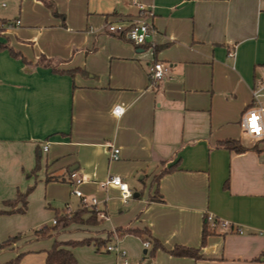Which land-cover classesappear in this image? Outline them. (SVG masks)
I'll return each mask as SVG.
<instances>
[{
    "label": "crops",
    "instance_id": "1",
    "mask_svg": "<svg viewBox=\"0 0 264 264\" xmlns=\"http://www.w3.org/2000/svg\"><path fill=\"white\" fill-rule=\"evenodd\" d=\"M31 1L37 10L48 8ZM53 1L61 9L60 0ZM138 1L154 14V50L102 30L138 15L131 0L80 1L85 30L67 28L58 12L71 40L83 35L94 44L74 53L75 43L42 29L21 39L29 29L25 18L0 19L6 22L0 43L17 55L0 50V210H10L4 202L36 184L26 214L0 216V244L12 236L9 227L23 232L0 250V264L20 255L17 264H46L55 241L86 239L96 241L95 249H72L79 264H121V255L107 250L119 229L147 232L119 236L131 264H145L149 238L162 247L146 264H264V153L255 142L242 143L241 127L264 76V0ZM14 29L16 42L7 37ZM42 56L49 67L38 64ZM154 62L169 67L157 88L148 78ZM116 107L123 109L120 116ZM225 140L239 141L246 151L225 148ZM111 146L120 149L117 161ZM73 174L91 193L87 201L99 196L97 205L83 207L77 198L71 209L62 190L75 187ZM109 176H120L132 197L124 201L116 188H102ZM62 200L63 213L86 207L82 219L95 210L96 222L38 239L35 232L52 227ZM100 241H107L106 250ZM176 246L199 249L202 259L171 255Z\"/></svg>",
    "mask_w": 264,
    "mask_h": 264
},
{
    "label": "built area",
    "instance_id": "2",
    "mask_svg": "<svg viewBox=\"0 0 264 264\" xmlns=\"http://www.w3.org/2000/svg\"><path fill=\"white\" fill-rule=\"evenodd\" d=\"M131 4L138 8L139 13L135 17L131 18H121L120 20L108 22L104 30L113 36L123 38L137 47L148 46L150 49L154 50L156 48V35L157 30L153 23L154 14L148 9L147 6L140 3L138 0H131ZM5 7L6 4L1 5ZM12 25V24H11ZM9 25L8 27H10ZM15 25H20V22L17 21ZM169 72V67L165 66L161 62H154L152 65L148 66V76L151 81V88H157L159 82H161ZM253 100L246 110L241 127L243 132L250 137L256 144L261 146V152L264 153V76H261L255 83V86L252 90ZM123 113V109L116 107L114 109V114L120 116ZM112 150L111 160L117 161L120 158V149L114 146H111ZM48 147L44 148V151H47ZM75 179L74 185L75 190L73 194L82 200V204L88 206L97 205L98 201L93 198L92 203H88L86 197L79 190V186L83 183V179L77 176V174L72 175ZM102 188L113 187L116 188L119 192L120 198L124 201L132 197V192L129 189L128 184L120 176H109L108 179L101 184ZM68 209V208H67ZM103 217V216H102ZM211 223L214 222L213 217L207 218ZM53 225L57 224V220L54 219L52 222ZM239 234H242L241 229L238 230ZM113 236L115 239L114 246H108L107 250L109 252H117L123 258L121 264H131L126 258V252L119 248V235L116 230L113 231ZM144 247L149 250L151 245L149 242H144Z\"/></svg>",
    "mask_w": 264,
    "mask_h": 264
},
{
    "label": "trees",
    "instance_id": "3",
    "mask_svg": "<svg viewBox=\"0 0 264 264\" xmlns=\"http://www.w3.org/2000/svg\"><path fill=\"white\" fill-rule=\"evenodd\" d=\"M42 1L49 9H51L53 11V14L56 16H61L58 11L55 9L54 6V2L53 0H40ZM6 24L5 20H0V32L3 31V27ZM9 50V52L11 54H13L14 56H17L15 54V52L9 48L6 44L0 43V50ZM50 60L46 58V56H42L38 62L39 65L45 66V67H49L50 66ZM55 72H58L56 69L54 70ZM220 144L222 146H224L225 148L231 150V151H235L238 153H242L246 151V148H244L239 141L236 140H225L220 142ZM39 169V167H38ZM176 169V167H171L169 168L167 171L161 173L159 176H157L155 179L156 181H158L162 175L164 173L167 172H172ZM48 180H50V178H48ZM35 186L29 188L27 190V192L25 193H21L19 192L17 199L15 201H7L4 202V205L9 207L10 210H0V215L3 214H13V213H19V214H25V212L27 211V204H28V197L30 195V193L33 191ZM20 205V207L17 208V206ZM87 212L86 207L77 211L76 213H72V214H67V213H63L60 211L56 212V216L55 219L57 220V224L53 225L52 227H47L44 229H41L40 231H36L35 235H37L38 239H47V238H51L55 235H58L60 232L67 230L70 226L74 225V224H79V223H83V222H87V223H95L97 216H98V212H96L95 210L91 211V216L84 221L82 219L84 213ZM207 219L205 221V227L203 229V234H202V245L204 246L207 242V239L209 237V233L207 230ZM119 236H124L126 234H132V235H136V236H140L142 237L145 233V231L143 230H134V229H129V230H117ZM148 235V234H147ZM19 239H21V236H17V237H13V238H9L7 241L3 242L2 244H0V250L1 249H5L8 247H11L13 244H15ZM92 239H86L83 241H66V242H61V241H55L53 247L51 248V250L47 253V260H46V264H79L72 249H74L75 247H79V246H84L90 243ZM147 241V240H146ZM145 241V242H146ZM149 241L153 242V248L151 250V257L155 255L156 251L162 247L161 244L158 242V240H150ZM107 241H100V244H98V247H101L102 245H104ZM171 255L176 256V257H187V258H193L196 260H200L202 259V256L200 254V250L199 249H195V248H190V247H185V246H176L173 250H171L169 252ZM22 255L18 256L15 260L6 263V264H17L20 259H21Z\"/></svg>",
    "mask_w": 264,
    "mask_h": 264
},
{
    "label": "rangeland",
    "instance_id": "4",
    "mask_svg": "<svg viewBox=\"0 0 264 264\" xmlns=\"http://www.w3.org/2000/svg\"><path fill=\"white\" fill-rule=\"evenodd\" d=\"M80 1L82 2V6H84V0H71L69 2V4L67 3V0H60L59 4L61 5V9H59L57 4L53 1L55 9L60 14L61 13L65 14V21L68 24L67 28H69V26H70V27L74 28L75 30H85L86 29V27H84L86 25L85 24L86 20H85V18H81V13H82V15L84 13V16H86V15H85V11L84 10L82 11V9H81V2ZM85 1H87V0H85ZM3 3L6 4V6L4 8L1 6ZM66 10L71 11L72 18H67V13H66L67 11ZM18 17L19 18L22 17V21H23V18H25L26 22H24L23 25L26 26L27 28H29L28 31L24 32L23 38H21V39L31 38L32 35H35V33H34L35 31L42 29V30H45L46 32H53V33L57 34V38L61 39L62 41H65L66 43L69 40H70V43H75L76 46L74 44L72 46L73 53H74L76 48L77 49H79V48L92 49L94 46V44L92 46V43H88V44L85 43L83 41V38L85 36H83V35L81 37H79V39H77V40L76 39L71 40L69 35H67V33L65 31L66 29L62 27L63 19L61 18V16L54 15L53 11L51 9L47 8V9L37 10L36 7L33 5V2L31 0H0V19L15 21V19ZM80 21H81V23H80ZM12 23H14V22H11L10 24H12ZM87 23H88L87 27L93 26L89 22H87ZM17 26H19V25H17ZM14 27H15V25H14ZM102 30L105 31L103 28H102ZM12 31H13L12 34L7 36V37H9L10 40H12V42H16L15 32L17 31V29H14ZM2 33H4V31L0 32V34H2ZM44 36H46V35H44ZM7 37L5 38V40H8ZM44 39L45 38L41 39L42 42L44 41ZM262 72L264 74V70ZM148 78H149V76H148ZM149 82L151 83L150 78H149ZM252 100H253V95H252ZM262 100L264 101V98H262ZM242 143L246 144V145H251V144L253 145L254 141H252V139L250 137L244 135L242 137ZM35 185L36 184L34 182V184L31 187H33ZM69 186H70L69 190L68 189L62 190V192L65 193V198H67L66 199L67 202H70L71 206L70 205L69 206L72 207L71 209H73L75 207L74 206L75 202H78L79 200L82 202V200L80 198L78 200L77 197L73 194L75 187L73 188L71 185H69ZM81 186H79V190H81L85 196L86 195L89 196V194H91V193L87 192L84 189V187H81ZM31 187H29V188H31ZM29 188H27L25 190V192H27V190ZM35 191H36V186L34 187L33 191L30 194H32ZM96 198H97L96 199L97 201H100V198L98 195L96 196ZM91 200L92 199L89 198L88 201L90 203H92ZM62 201H63L62 204H59L60 209L58 211H60V212H63L64 210L67 209L66 204L64 203V200H62ZM82 206L84 207L85 205L82 204ZM86 209H88V208H86ZM25 214H26V212H25ZM3 215L10 216V215H24V214L13 213V214H3ZM3 215H0V216H3ZM50 226H53V224L51 223ZM20 232H22V230H20ZM20 232H16L14 226L9 227V230L6 231V233H8V235H12V236L11 237L8 236L3 241H7L9 238H13V237H17V236L23 237V234H22L23 232L22 233H20ZM13 233H15V234L13 235ZM0 239H4V238H0ZM110 244H111V246H113L114 242H109L107 245H110ZM95 245H96V241L94 240V241H90V243L85 245V247H91V248L95 249ZM102 247L103 248H101V251L104 249L106 250L107 246H102ZM105 252H107V251H105ZM150 252H151V250H149L148 255H144V254L142 255V257H143L142 263L146 264L148 262L149 258L151 257ZM81 259H82V257H81Z\"/></svg>",
    "mask_w": 264,
    "mask_h": 264
},
{
    "label": "water",
    "instance_id": "5",
    "mask_svg": "<svg viewBox=\"0 0 264 264\" xmlns=\"http://www.w3.org/2000/svg\"><path fill=\"white\" fill-rule=\"evenodd\" d=\"M145 253H147V252H145Z\"/></svg>",
    "mask_w": 264,
    "mask_h": 264
}]
</instances>
